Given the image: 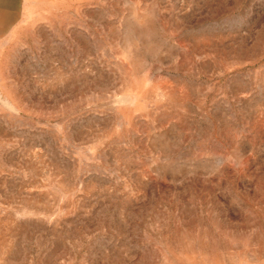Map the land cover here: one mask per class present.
<instances>
[{
    "label": "rangeland",
    "instance_id": "obj_1",
    "mask_svg": "<svg viewBox=\"0 0 264 264\" xmlns=\"http://www.w3.org/2000/svg\"><path fill=\"white\" fill-rule=\"evenodd\" d=\"M0 264H264V0H0Z\"/></svg>",
    "mask_w": 264,
    "mask_h": 264
}]
</instances>
